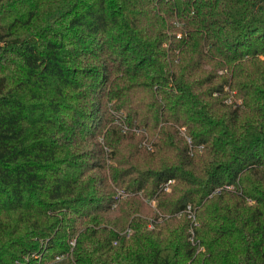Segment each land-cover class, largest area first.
Listing matches in <instances>:
<instances>
[{"label":"trees","instance_id":"trees-1","mask_svg":"<svg viewBox=\"0 0 264 264\" xmlns=\"http://www.w3.org/2000/svg\"><path fill=\"white\" fill-rule=\"evenodd\" d=\"M0 264H264V0H0Z\"/></svg>","mask_w":264,"mask_h":264},{"label":"built area","instance_id":"built-area-1","mask_svg":"<svg viewBox=\"0 0 264 264\" xmlns=\"http://www.w3.org/2000/svg\"><path fill=\"white\" fill-rule=\"evenodd\" d=\"M169 184H171V183H169ZM166 191H168V189H166ZM187 214H188V218L189 219H191V221H192V223L194 224V221H195V219H194V215H193V213H191L190 212V208L188 207V209H187ZM191 241V243L193 244V241L192 240H190Z\"/></svg>","mask_w":264,"mask_h":264},{"label":"rangeland","instance_id":"rangeland-1","mask_svg":"<svg viewBox=\"0 0 264 264\" xmlns=\"http://www.w3.org/2000/svg\"><path fill=\"white\" fill-rule=\"evenodd\" d=\"M152 207H153V205H152Z\"/></svg>","mask_w":264,"mask_h":264}]
</instances>
